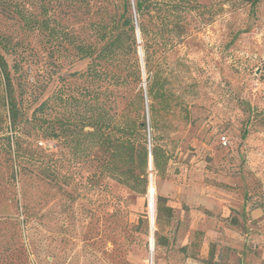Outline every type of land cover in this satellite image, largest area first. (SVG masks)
Returning a JSON list of instances; mask_svg holds the SVG:
<instances>
[{"label":"rangeland","instance_id":"374dc122","mask_svg":"<svg viewBox=\"0 0 264 264\" xmlns=\"http://www.w3.org/2000/svg\"><path fill=\"white\" fill-rule=\"evenodd\" d=\"M125 1L59 8L49 30L6 23L22 126L54 94L83 97L79 76L107 44L100 36L127 16L139 23ZM190 3L185 29L145 16L149 34L139 43L136 31L135 50L108 69L127 77L109 85L113 113L141 118L148 147L168 156L166 176L150 161L146 192L130 190L104 175L97 150L61 139L38 144L55 176L0 151V264H264V0ZM82 45L93 58L80 59ZM8 134L0 119V143Z\"/></svg>","mask_w":264,"mask_h":264},{"label":"trees","instance_id":"16d2710c","mask_svg":"<svg viewBox=\"0 0 264 264\" xmlns=\"http://www.w3.org/2000/svg\"><path fill=\"white\" fill-rule=\"evenodd\" d=\"M31 1L36 2L38 6L36 15L27 8L28 2ZM87 1L0 0V119L1 123L10 120L11 132V135H6L4 142L0 143V151L10 156L16 168L23 167L55 176L58 173L57 166L49 163L50 155H46L45 150L38 146L40 139H61L66 144L72 142L78 148L85 146V150H97L102 163L101 170L106 177L130 190L141 188L146 192V171L150 161L152 160L153 172L161 178L166 176L168 156L159 146L151 149L148 147L146 126L140 117L131 118L125 117L123 113H113L114 99L109 97V85L127 84V77L121 74L112 76L108 69L113 67V63L117 62L127 48L135 50L136 31L137 38L138 32L142 39L149 34V29L142 20L145 16H150L152 20L160 18L166 29L173 24L185 29L187 13L192 9L190 0H171L166 3H159L157 0H135L133 5L126 0L125 14L132 6L139 23L136 20L135 27L131 16H127L122 23L123 29L116 27L109 34L100 36L107 44L79 76L86 83L83 97L75 96L74 93L54 94L42 101L32 112L31 119H27L29 128L22 126V108L13 96L14 79L6 58L16 53L17 45L12 43L10 36L4 34L6 23L17 17L30 31H36L38 28L49 30L48 25L59 8H70ZM78 52L81 60L93 58L95 54V50L86 45L80 46ZM158 206L159 217H162L165 208L161 203H158ZM167 211L171 212L170 209Z\"/></svg>","mask_w":264,"mask_h":264},{"label":"bare ground","instance_id":"6f19581e","mask_svg":"<svg viewBox=\"0 0 264 264\" xmlns=\"http://www.w3.org/2000/svg\"><path fill=\"white\" fill-rule=\"evenodd\" d=\"M150 191H151L150 206H151L152 213L154 215V209H155V206H154V191L152 189Z\"/></svg>","mask_w":264,"mask_h":264},{"label":"built area","instance_id":"2783aa9c","mask_svg":"<svg viewBox=\"0 0 264 264\" xmlns=\"http://www.w3.org/2000/svg\"><path fill=\"white\" fill-rule=\"evenodd\" d=\"M220 143H222L224 147H228L229 144H230V143H229V140H228L225 136H222V137L220 138Z\"/></svg>","mask_w":264,"mask_h":264},{"label":"water","instance_id":"95a60500","mask_svg":"<svg viewBox=\"0 0 264 264\" xmlns=\"http://www.w3.org/2000/svg\"><path fill=\"white\" fill-rule=\"evenodd\" d=\"M139 37H140V34H139V32H138V39H139ZM140 55L142 56V58H143V53H140ZM151 164H152V160H151Z\"/></svg>","mask_w":264,"mask_h":264}]
</instances>
